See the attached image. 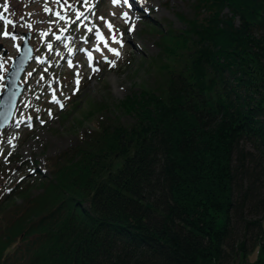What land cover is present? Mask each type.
Wrapping results in <instances>:
<instances>
[{
  "label": "trees",
  "instance_id": "1",
  "mask_svg": "<svg viewBox=\"0 0 264 264\" xmlns=\"http://www.w3.org/2000/svg\"><path fill=\"white\" fill-rule=\"evenodd\" d=\"M193 7L160 35L161 85L121 104L132 123L85 133L0 198V264H230L235 220L262 229L264 0Z\"/></svg>",
  "mask_w": 264,
  "mask_h": 264
},
{
  "label": "rangeland",
  "instance_id": "2",
  "mask_svg": "<svg viewBox=\"0 0 264 264\" xmlns=\"http://www.w3.org/2000/svg\"><path fill=\"white\" fill-rule=\"evenodd\" d=\"M5 2L7 12H4ZM193 2L129 0V7L123 0L117 3L88 0L87 4L85 0H59V3L55 0H0V13L12 22L7 25L11 35H0V46H4L0 52V65H3L0 76L5 78L12 61L17 58L25 34L31 36L30 42L40 55H35L21 80L25 91L16 109L17 121L0 133V196L22 176L26 183L23 188L30 180L43 183L45 180L28 171L37 163L39 168L44 167V163L78 145L85 133L95 132L101 124L114 121L128 125L134 121L121 104L127 98L144 96L143 89L161 85L163 75L159 66L170 60L166 55L168 46L163 45L160 35H164L166 29L176 30V34L184 31L186 22L182 18H195ZM56 12L67 20H75L76 13L83 12L87 19L81 17L75 24H68L60 20ZM107 24L112 25L111 31ZM62 27L68 30L61 32ZM89 27L93 32H88ZM131 27L134 31L129 32ZM4 30V22L0 21V33ZM96 31L104 35L109 47L120 52L119 57L109 52L103 42H97ZM113 34L122 38V47L112 41ZM56 36L64 39L57 40ZM88 52L92 53L91 61ZM263 56V51L259 50L256 59L263 60ZM104 57L115 61V66L106 63ZM68 61L72 62L71 67ZM93 67L100 70L93 72ZM77 79L80 80L78 91ZM53 96L59 104L53 101ZM21 116L23 121L32 123L23 122ZM47 189L35 185L27 194L31 199L41 198ZM261 191H257L253 199L260 200L259 206L264 200V190ZM17 193L13 194L15 205L21 209L28 201L25 200L27 197L16 196ZM261 225V230L258 226L248 229L244 218L235 220L236 252L232 254L230 264H264L261 238L264 221ZM243 244L248 248L244 254L241 251Z\"/></svg>",
  "mask_w": 264,
  "mask_h": 264
},
{
  "label": "water",
  "instance_id": "3",
  "mask_svg": "<svg viewBox=\"0 0 264 264\" xmlns=\"http://www.w3.org/2000/svg\"><path fill=\"white\" fill-rule=\"evenodd\" d=\"M28 40L29 35L26 36V40L21 47V52L14 60L12 68L6 78L8 80L6 91L0 98V130L11 121L18 99L23 91V86L19 85V82L33 54Z\"/></svg>",
  "mask_w": 264,
  "mask_h": 264
},
{
  "label": "snow or ice",
  "instance_id": "4",
  "mask_svg": "<svg viewBox=\"0 0 264 264\" xmlns=\"http://www.w3.org/2000/svg\"><path fill=\"white\" fill-rule=\"evenodd\" d=\"M55 2H56V3H59V0H55ZM112 2H113V3H117L118 0H112ZM123 2H124L125 4H128L129 7H131V5L129 4V0H123ZM85 3L87 4V3H88V0H85ZM7 10H8V9H7V3L5 2L4 12H7ZM45 10L48 11V9H45ZM55 15H56L60 20H65V22L68 23V24H75L77 21H80V20H81V17H84V13H83V12H77V13H76V19H75V20H67V19H66L64 16H62L59 12H56ZM125 15H127V13H125ZM84 19H87V17H84ZM0 21H3V22H4V26H5V30H4L2 33H0V35H3V36H5V37L10 36L11 34L7 31V25L10 24V23H12V22L9 21V20H6L5 17H4V15H3V13H0ZM106 26H107V28L109 29V31H111V29H112V25H111V24H107ZM28 27H31V25H28ZM67 30H68L67 28H63V27L61 28V32H65V31H67ZM87 30H88V32H93V28H90V27H89ZM131 31H134V27L129 28V32H131ZM45 35H47V33H45ZM95 37H96L97 42H103L104 47L107 48L109 52L113 53V55H115V56H117V57L120 56V52H119L116 48H111V47H109L107 41L105 40L104 35H103L101 32L96 31V32H95ZM12 38L15 39L14 36H13ZM56 39H57V40H60L61 37H60V36H56ZM111 39H112V41H113L114 43H118V44H120L121 47L123 46L122 38L118 39L117 36H116L115 34H113L112 37H111ZM65 47H67V45H65ZM48 48H49V50H51L52 45L49 44V45H48ZM68 51H69V52H72V49H71V48H68ZM96 51H98V52L100 51L99 46H97ZM87 55H88V59H89V61H91V60H92V53H91V52H88ZM104 59H105V62L108 63L110 66H112V67L115 66V61H109V60L107 59V57H104ZM68 63H69V66L71 67V66H72V62H71V61H68ZM2 67H3V65H0V68H2ZM99 70H100L99 68H95V67L92 68V71H93V72H98ZM29 75H30V74H29ZM3 80H4V77H3V76H0V81H3ZM75 83H76V85H77V89H76V90L78 91V90H79L80 80L77 79V80L75 81ZM5 88H6V85L0 83V91H3ZM73 94H75V92H74ZM53 101L56 102V103H59V101L56 100L55 96H53ZM60 107L63 108L64 105H63V104H60ZM28 119L30 120L31 117H29ZM41 123H43V121H41ZM29 127H31V124H29ZM9 154H10V153H9Z\"/></svg>",
  "mask_w": 264,
  "mask_h": 264
},
{
  "label": "bare ground",
  "instance_id": "5",
  "mask_svg": "<svg viewBox=\"0 0 264 264\" xmlns=\"http://www.w3.org/2000/svg\"><path fill=\"white\" fill-rule=\"evenodd\" d=\"M11 179H12V178H11ZM42 213H43V211H42ZM26 220L28 221V217H27V216H25V217L23 218V221L26 222ZM47 221H49V220H47Z\"/></svg>",
  "mask_w": 264,
  "mask_h": 264
}]
</instances>
